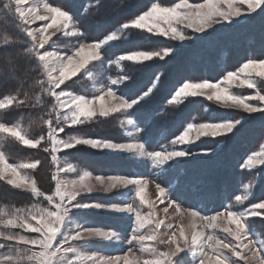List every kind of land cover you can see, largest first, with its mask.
<instances>
[{"label":"snow or ice","instance_id":"obj_1","mask_svg":"<svg viewBox=\"0 0 264 264\" xmlns=\"http://www.w3.org/2000/svg\"><path fill=\"white\" fill-rule=\"evenodd\" d=\"M14 14L19 17L22 22V28L27 37L30 38L32 44V52L39 62L46 79L38 81L42 90L46 91L50 96L54 97L56 103L53 105L52 112L48 113V119L43 120V124L47 127L46 135L42 134L36 139H28L24 130L20 125L9 126L0 123V133L10 134L23 145L37 148L42 143L50 145V148H45V151H51L52 161L55 163L58 160L56 153L63 148L67 151L77 145H87L97 149H108L113 151H122L129 153H138L142 157H147L152 164L159 167L166 162L176 161L180 158L193 156L191 151L167 150L148 151L145 144L142 142L130 143H113L108 140L83 138L72 136L68 139H61L59 134L65 131V127H76L83 125L86 122L99 117H108L111 113L124 112L132 109L134 105H140L150 98V94L157 87L155 83L147 91H143L142 95L137 94L135 99H125L123 95L116 96L113 86L122 84L127 77H120L112 80L111 85L107 87L106 95L114 98V103L109 107L101 105L99 111L94 110V102L96 100L103 101V95L94 96L89 100L84 95H75L64 90L56 91L70 77L77 76L81 69H88L85 66L90 61L101 60V48L109 44L111 41L121 39L126 31L133 29L139 30L141 33L151 34L152 36H163L176 41L184 42L186 39H191L192 36L186 34L185 29L192 30L193 33H206L209 29H213L214 25L221 23H232L235 18H239L244 14H252L257 10L264 12V0H203L200 3H191L190 0H179L170 6H165L160 2L151 3L146 11H142L134 18L127 19L110 34L103 39H99L92 44H80L75 49V55L81 57L74 61L72 55H61L59 52L43 51L45 45L49 44L52 36L57 33L67 34L68 30L77 29L73 16L61 7H53L47 3L44 7L51 14L47 17L40 16L35 7H29L26 0H14ZM246 5V8L244 7ZM9 11L12 10V2L5 5ZM45 21L44 27L41 29H32L29 24L33 20ZM48 21H51L48 23ZM54 29L52 34H48V29ZM75 34V33H73ZM59 38V37H57ZM147 38V37H146ZM135 39V37H133ZM91 49L85 53V49ZM175 52L173 47H163L151 51H133L125 55L119 56L115 63L121 61H162L159 67L164 68L167 60ZM59 73L56 75V73ZM91 76V72H89ZM167 75L165 69L164 76ZM242 85H246L249 89H253L254 94L244 97L230 94L228 88L221 87L222 82L211 83L204 80L202 83L184 82L171 95L169 103L181 104L186 97H196L205 95L200 89H213V94L207 95L209 101L215 99L226 105L234 108H242L248 114L256 112H264V91L257 87V78L264 80V59H248L237 71H228L223 77V82L228 84L233 83L240 76ZM158 81H162V77L157 76ZM46 86V87H45ZM67 87V86H66ZM103 91V89H101ZM39 99V97H37ZM256 101L257 103H252ZM27 99H19V95L5 96L0 99V109L7 108L12 103L27 104ZM229 102H231L229 104ZM134 114V112L130 113ZM153 118V114L144 117L142 122L147 126ZM244 117L231 119H220L218 122L207 123H188L184 131L171 141L172 145L183 146L191 142V137L195 136L197 140L202 137L223 138L225 143L240 127L243 126ZM131 124L132 120H128ZM141 128L136 127V132L139 133ZM203 155H213L214 153L202 152ZM40 163L36 160L32 163L23 165L28 169H35ZM256 163L264 165V149L260 154L248 156L247 160L242 165L243 168H253ZM0 164H3V170H0V176L7 170H11L15 179L8 180V183L21 187L20 173L17 171V166L8 164L5 161L4 154L0 152ZM89 173L85 172L79 177V181H73L72 187L69 189L62 181L59 180L58 174H53L52 179L56 181L55 191L51 195H46L36 186L34 180H30L29 187L34 196H45L50 207L38 208L33 206L29 209H17L9 219L0 220V226L4 228H20L32 233L36 236H28L16 234L11 231H0V237L8 242V244H0V249L5 247L23 246L24 249L31 252L27 256L28 261H33L34 264H176V257L179 253L188 251L195 257V262L198 264H249V253L252 254L251 259H255L258 264H264V239L253 240L248 233L246 227L249 217L264 215V200L259 203L251 204L250 208L242 211H233L231 206L226 208V212L217 211L215 215L203 216L202 219L206 222V227L209 232L197 231L196 225H192L190 233L185 232V228L181 225L178 230L173 231V226L169 223L165 225V221L154 215V202L145 198V181L142 179H131L123 176H110L107 179L104 177H96V181L102 186L104 191L115 189L118 187L134 186L135 196L138 197L139 206H134L131 203L124 205L101 203H81L78 197L81 198L83 193H91L93 187L81 182ZM6 178V177H5ZM158 191L167 195L166 189L160 184L156 185ZM250 187V186H249ZM248 195H236V204H241L248 200ZM144 205L148 206L147 212L141 209ZM175 205L177 211L180 210V205L175 201H169V206ZM77 207H94L108 208L114 211H127L133 213L134 227L132 234L127 240L131 245H139V251L150 259L130 260L127 256L105 258L95 253L87 254L77 247L79 241L88 240L92 237H100L101 239L115 238V232H105L99 228L83 227L76 225L75 228H70L71 211ZM189 212L192 217L200 216L198 211L184 209ZM164 212H168V208H164ZM227 219L226 225L220 224V218ZM170 230L171 234L167 239H163L159 235L161 226ZM217 227H222V231L231 237L230 242H225L224 239L215 235ZM151 229L147 234L144 230ZM59 238V241H58ZM182 241V243H181ZM247 241V243H245ZM157 245H167L169 247L161 250ZM174 246V247H173ZM39 251H33V249ZM129 252L132 253V248L129 247ZM209 253L214 255L210 256ZM230 253V254H229ZM235 258V259H234ZM20 261L24 257L19 258ZM17 257L12 255L0 256V264H16Z\"/></svg>","mask_w":264,"mask_h":264},{"label":"trees","instance_id":"obj_2","mask_svg":"<svg viewBox=\"0 0 264 264\" xmlns=\"http://www.w3.org/2000/svg\"><path fill=\"white\" fill-rule=\"evenodd\" d=\"M176 1L48 0L52 6L61 7L73 16L80 39L84 41L104 38L150 3L168 5ZM8 3V0H0V99L18 94L19 99L26 98L28 102L23 105L13 103L0 114V122L24 125L29 136L38 138L47 133L43 120L48 119V113L52 112L51 98L43 94L38 83L43 80L39 62L31 52L29 38L13 9L9 11L5 8ZM163 47L175 48L164 68L159 67L163 62L156 60L125 61L117 70L112 66L108 68L109 75L128 78L115 86L116 93L126 99H135L153 83L157 85L150 98L126 111L141 128L137 136L148 150L169 146L188 123L218 122L221 118L243 116V126L230 136L227 143L223 138L205 137L186 146V151L212 150L213 155L169 162L159 171L122 154L95 151L83 145L63 151L62 156L93 174L132 176L143 172L160 185L170 188L172 199L203 213L219 211L232 204L240 187L249 181H256L250 200L264 197V166L251 170L240 167L242 159L256 150L264 137V112L244 115L239 111L217 108L200 97L181 104L169 103L172 92L184 80L213 81L246 59L264 57V12L258 10L240 21L216 27L183 44L161 42L158 37L133 29L126 31L121 39L101 48V57L108 61L130 51H151ZM157 76L162 77V81H158ZM258 81V88L264 91V81ZM66 86L75 93L82 92L75 79L68 81ZM132 112L134 114H130ZM149 114H153V118L148 122L151 125L145 129L147 125L142 120ZM123 115L122 112L111 113L108 117L94 118L74 128L65 127L59 135L62 138L77 136L123 140ZM0 145L12 163L39 160L40 163L30 174L42 193L52 191V153L44 150L49 148L48 144L31 148L8 137ZM34 204L42 206L46 201L43 196L35 197L31 191L15 187L0 177V216L7 210ZM76 214L90 221V225L113 229L122 227L119 216L115 214L91 210H76Z\"/></svg>","mask_w":264,"mask_h":264},{"label":"rangeland","instance_id":"obj_3","mask_svg":"<svg viewBox=\"0 0 264 264\" xmlns=\"http://www.w3.org/2000/svg\"><path fill=\"white\" fill-rule=\"evenodd\" d=\"M9 2V0H8ZM12 2V9L14 11L15 8V4H14V0H11ZM179 2L176 1L174 3ZM191 2V1H190ZM203 2V0H200L198 2H191V3H200ZM47 3L49 5H51L48 0H26V4L29 7H35L38 14L40 16H49L51 15L47 9L44 7V4ZM173 4V3H171ZM171 4H164L165 6H170ZM151 3L146 5L138 14L139 15L142 11H146L148 7H150ZM52 6V5H51ZM55 7V6H53ZM246 8V5L244 6ZM258 11V10H257ZM255 13V12H254ZM253 14V13H252ZM135 15V16H136ZM251 15V14H249ZM248 14H244L239 18H235L233 20L232 23H235L237 21H240L244 18H246L247 16H249ZM134 16V17H135ZM18 19L19 17L16 16ZM133 17V18H134ZM20 21V20H19ZM21 22V21H20ZM51 21H48V23H50ZM232 23H221V24H217L214 25L213 29L219 26H223L226 24H232ZM45 21L43 20H36L33 19L29 26L32 29H41L44 27ZM22 25V22H21ZM212 30V29H209ZM208 30V31H209ZM54 32V29L49 28L48 29V34H52ZM185 32L187 35L192 36L191 39H186L184 42H180V41H176L167 37H163V36H155L162 40H166V41H171L174 43H178V44H183L187 41H190L192 39H194L195 37H198L200 35H202L203 33H193L192 30L190 29H185ZM75 33V34H73ZM26 34V33H25ZM27 36V35H26ZM124 36V35H123ZM59 37V38H57ZM103 39V38H101ZM29 41L31 43V40L29 38ZM98 41V40H96ZM96 41H84L82 39H80V31L79 29H69L67 34L64 33H57L56 35L52 36V39L50 40L49 44L45 45L44 49H41L40 51L43 52L45 50L47 51H53V52H59L61 55H72L74 58V61L79 60L81 57L76 56L75 55V49L79 47L80 44H92L95 43ZM114 41L109 42L112 43ZM108 45V44H107ZM106 46V45H104ZM102 46V48L104 47ZM32 49V44H31V48ZM91 49H85V53L90 52ZM136 51H143V50H136ZM32 52V50H31ZM133 52V51H130ZM33 53V52H32ZM129 53V52H127ZM127 53H123L121 55H125ZM119 55V56H121ZM115 57L114 59L111 60H103L101 57L100 61H90L85 67L88 68L86 70L81 69V72L77 74V76L75 77H70L69 80L65 81L64 85H61L60 88L56 89V91H60V90H64L66 92H71L75 95H84L86 96L89 100H92L94 96L97 95H103L104 96V100L100 101V100H96L94 102V110H96L97 112L99 111L101 105L103 104L104 107H109L111 106V104H113L114 98L113 97H109L106 95L107 92V87L111 85V81L118 79L120 77L117 76H113V75H109L108 73V68L110 66L119 69L121 67V64L125 61H121L119 64L115 63L116 59L119 57ZM260 59H264V57L260 58ZM248 59L242 61L235 69H231L229 71H237L243 63H245ZM129 62H141V61H129ZM41 68V67H40ZM89 72H91V76L89 75ZM228 72V71H227ZM227 72H225L224 74H222L218 79L210 81L211 83H216V82H222L221 83V87H226L228 88L230 94L233 95H239V96H250L254 94L253 89H249L246 85H242L240 83V80L243 79V76L241 75L237 80H235L233 83L228 84L227 82H223V77L227 74ZM41 73L43 76V79H46V76L44 75L42 69H41ZM59 73L57 72L56 75H58ZM75 79L76 83L80 86L81 88V93H75L73 91H70L66 88V83L70 80ZM258 79L257 78V87H258ZM204 81V79L202 80H184L183 82H181L172 92V94H174V92L184 83V82H192V83H202ZM264 81V80H263ZM118 85V84H117ZM116 86V85H115ZM115 86H113V90L116 92L115 90ZM46 87V86H45ZM101 89H103V91H101ZM264 90V89H263ZM198 91H202L205 93V95L202 96H196V97H200L206 101H208L209 103H211L213 106L217 107V108H223V109H229V110H234V111H239L242 112L244 115H250L246 112H244V110L242 108H234V107H230L229 105L224 104L221 101H216L215 99L209 101L207 99V95H211L213 94V92L215 90L213 89H200ZM43 94L46 96H49L51 98V111L53 110V105L56 103L54 97L50 96L46 91L43 90ZM171 94V95H172ZM116 96H121L118 95L116 93ZM4 98V97H3ZM1 98V99H3ZM125 98V97H124ZM194 97H186L184 99L188 100ZM126 99V98H125ZM171 99V96H170ZM170 101V100H169ZM252 103H257L256 101H251ZM231 102H229L230 104ZM13 104V103H12ZM12 104H10L7 108L5 109H0V114L8 109ZM127 111V110H126ZM126 111L122 112L124 113L122 119H121V129L122 132L125 136V138L123 140H108L110 142L113 143H130V142H141V140L138 138L137 136V132H136V127H138L134 121L133 118L130 117L129 114H126ZM245 119V117H244ZM128 120H132V123L129 124ZM2 123V122H0ZM198 123H207V122H198ZM6 124V123H4ZM9 126H15V125H20V124H6ZM21 129L24 130L22 132V134L26 135V138L28 139H36L33 138L31 136H29V134L27 133V128L24 125H20ZM187 127V125L185 126V128ZM184 128V129H185ZM184 129L178 134L180 135ZM177 135V136H178ZM60 136V135H59ZM13 138L16 141H18L16 138L12 137L10 134L7 133H0V143L2 140H4L5 138ZM61 139H68V138H62L60 136ZM84 138V137H83ZM85 138H93V137H85ZM205 138V137H202ZM93 139H98V138H93ZM175 139V138H174ZM201 139V138H200ZM199 139V140H200ZM102 140H106V139H102ZM198 140L196 139L195 136L191 137V142L183 145V146H177V145H172L169 144V146H166L164 148H161L159 150L162 149H167L169 151L175 149V150H181L184 149L186 151V146L189 144H193L195 142H197ZM19 143H21L20 141H18ZM22 144V143H21ZM23 145V144H22ZM83 145V144H81ZM25 146V145H23ZM79 146V145H77ZM85 147H88L92 150H97V151H102V152H107V153H114V154H122L124 156H127L128 158L134 159L139 161L141 164H144L145 166L149 167L150 169H154L156 171H159L160 169H162L164 167V165H161L159 167L155 166L152 164L151 160H149L147 157H142L140 156L138 153H129V152H122V151H113V150H108V149H97V148H93L87 145H83ZM28 147V146H27ZM50 148V145H49ZM146 148V147H145ZM72 149V148H70ZM262 149H264V137L261 141V143L259 144V146L256 148V150L248 153L241 161L240 167H242V165L244 164V162L247 160L248 156L255 154H260ZM146 150H148L146 148ZM159 150H154V151H159ZM65 151L63 150V148L61 147V149L56 153L58 160L54 163L52 161L51 158V162H52V176L53 174H58V178L60 181H62L69 189L72 187V182L73 181H79V177L81 175H83L85 172L89 173L88 176L85 177L84 181L81 182L83 184H87L93 187V191L91 193H83L82 197L79 198L78 200H80L81 203H101V204H105V205H110V204H117V205H124V204H128L131 203L134 206H139V200L138 197L135 196V188L132 185H129L127 187H118L115 189H110L108 191H104L102 189V186L96 181V177H104L105 179H107L110 176H123L121 174H108V175H102V174H93L90 171L84 169V168H80L79 166H77L75 163L71 162L70 160H68L66 157L62 156V152ZM150 151V150H148ZM0 152H2L4 154V158L5 161L8 164H12L17 166V171L20 173V183H21V187L18 188H22V189H26L31 191V188L29 187V182L30 180H34V178L31 176L30 171L33 169H28V168H24L22 167L25 164L28 163H32L33 161H24V162H17V163H12L10 162L7 157L6 154L3 152V149L1 148L0 145ZM202 152H208V153H213L212 150L210 151H196V152H192L194 155L193 156H188L186 158H191V157H196V156H204L203 154H200ZM52 157V156H51ZM180 159H185V158H180ZM178 159V160H180ZM176 160V161H178ZM170 162H175L174 161H170ZM169 162H166V164ZM264 165L260 164V163H256L255 166L253 168H244L247 170H251V169H257L260 168ZM4 165L0 164V170H3ZM1 178H3L4 180H6L8 182V180L10 179H15V177L12 175L11 170H7L6 172L3 173L2 176H0ZM6 177V178H5ZM123 177H128L131 179H142L144 180L145 183V191H144V195L145 198L153 201L155 208H154V215L158 216L159 218L163 219L165 221V225L167 224H171L173 226L172 230H178V228L183 225L185 228V232L190 233L192 231V225L195 224L196 225V230L197 231H203V232H209L210 230L206 227V222L202 219L203 216H211V215H215V212L212 213H203L200 212L196 209L193 208H188L186 206H183L180 202L172 199L170 197V188H166L162 185H160L161 187L166 189L167 195H163L161 194L156 185L159 184L156 182L155 179H153L152 177L148 176L147 174L141 172V173H137L136 175H132V176H123ZM53 188L52 191L49 194H45L46 195H51L54 191H55V186H56V181L53 180ZM256 181H249L247 182L245 185L242 186V188L240 187V192L237 195H248L249 199L244 201L241 204H236L235 202V198L232 204L230 205H226L223 209L219 210V212H226V208L228 206H231L233 211H242L244 209L250 208L251 204H255V203H259L261 200H264V197L259 198L257 200L251 201L250 198L252 196L254 187H255ZM37 186V184H36ZM250 186V187H249ZM32 192V191H31ZM45 196H43L44 200L46 201L45 205H40V204H34L30 207H24V208H14V209H10L7 210L5 212H2L1 216H0V220H7L10 218V216L17 210V209H29L32 208L33 206H36L38 208H48L50 207V205L48 204V201L46 200ZM37 197V196H35ZM169 201H175L177 204L180 205V210L177 211L175 205L173 206H169ZM164 208H168V212L165 213L164 212ZM184 209H190L193 211H198L200 213V216L198 217H192L189 212L184 211ZM76 210H91V211H96V212H102V213H111V214H115L117 216H119V225H120V229L118 228H107V227H102L99 225H90V221L84 220L83 218L77 216L76 214ZM143 212H147L148 210V206L144 205L143 208L141 209ZM71 220L70 223L71 225L69 226L70 228H75L76 225H81L83 227H91V228H99L102 231L105 232H115L117 234V236L115 238H106V239H101L100 237H92L89 238L88 240H84V241H79L78 244L76 245L77 247H80L81 251L87 254H92L95 253L101 257H105V258H115V257H125L127 256L128 259L130 260H144V259H150L151 257L147 256L146 254H143L139 251L140 246L137 245H129L127 243V240L130 238L131 234H132V228L135 226L134 225V214L133 213H129L127 211H114L108 208H94V207H77L74 208L71 211ZM83 216V215H82ZM220 224L221 225H226L227 224V219L225 218H220ZM165 225L161 226V229L159 231V235L163 238V239H167L168 236L171 234L170 230H168ZM246 227L248 229V233L249 235L252 237L253 240H259V239H264V215L261 216H255V217H249L247 219V224ZM0 231H11L13 233L16 234H22V235H28V236H36V233H32L29 232L27 230L24 229H20V228H4L3 226H0ZM149 231H151V229H146L144 230V233L147 234ZM215 235L218 236L221 239H224L225 242H230L231 241V237H229L226 233H224L222 231V227H217V229L215 230ZM59 241V238H58ZM182 243V241H181ZM245 243H247V241H245ZM0 244H8V242H6L3 237H0ZM161 250L169 247L167 245H157ZM129 247L132 248V253L129 252ZM174 247V246H173ZM33 251H39V249H33ZM230 254V253H229ZM2 255H12L14 257H17V262L16 264H34L33 261H28L27 260V256L31 255V252L27 251L26 249H24V247L18 246V247H5L3 249H0V256ZM210 256L214 255L212 253H209ZM252 254L249 253V264H258V262L255 259H251ZM20 257H24L23 261H20ZM174 259L176 260V264H198V262H195V257L192 256V254L188 251L179 253L176 257H174ZM235 259V258H234Z\"/></svg>","mask_w":264,"mask_h":264},{"label":"bare ground","instance_id":"obj_4","mask_svg":"<svg viewBox=\"0 0 264 264\" xmlns=\"http://www.w3.org/2000/svg\"><path fill=\"white\" fill-rule=\"evenodd\" d=\"M184 58V57H183ZM236 60V59H235ZM184 70V69H183ZM186 72V71H185Z\"/></svg>","mask_w":264,"mask_h":264}]
</instances>
